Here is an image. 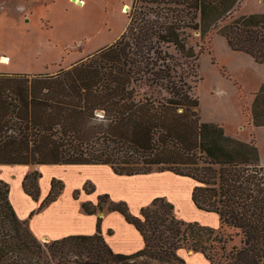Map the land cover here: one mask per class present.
I'll return each instance as SVG.
<instances>
[{"label": "trees", "instance_id": "1", "mask_svg": "<svg viewBox=\"0 0 264 264\" xmlns=\"http://www.w3.org/2000/svg\"><path fill=\"white\" fill-rule=\"evenodd\" d=\"M139 1L159 11L137 8ZM238 2L135 0L126 32L87 60L54 75L0 74V165H107L128 177L170 172L196 182L192 201L198 210L217 214L220 228L178 219L165 198L134 216L126 203L102 195L83 210L123 215L143 237L141 251L115 253L101 218L94 235L43 242L29 220L18 217L10 186L0 180V264H186L181 249L202 254L210 264H264V86L251 106L246 139H238L226 130L241 123L234 104L229 100L226 113L205 120L200 98L169 51L198 59L187 46L186 30L208 37ZM219 34L233 52L264 64V15L242 16ZM41 177L33 171L23 180L35 201ZM63 190L61 181L52 180L39 210ZM83 190L92 193L94 187L86 183Z\"/></svg>", "mask_w": 264, "mask_h": 264}, {"label": "rangeland", "instance_id": "2", "mask_svg": "<svg viewBox=\"0 0 264 264\" xmlns=\"http://www.w3.org/2000/svg\"><path fill=\"white\" fill-rule=\"evenodd\" d=\"M79 1H82L83 5H79ZM134 1L0 0V74L54 75L62 69H70L73 65L87 60L89 56L99 50L114 44L126 32ZM263 1L244 0L242 6L236 7L232 15L225 22L220 23L216 31L208 37H201L199 31L187 29V46L194 49L195 54L199 55V60H186L176 54L174 49L169 50L183 66L182 70L187 76V83L191 88L192 95L195 98H200L201 114L205 120L209 116L226 113L231 105L229 100L243 108L240 109L242 117L238 118L241 123L228 126L227 133H244V128L247 129L251 124L248 96L256 93L257 88L255 87L259 84V80L254 73V71H258L257 68L256 70L254 67L246 69L244 59H230L232 54L236 57H240V55L234 54L228 46L227 40L219 34V29L225 25H232L241 16L264 14ZM137 5V8L147 6L148 9L159 11L155 5L143 4L141 1ZM149 19L155 20L156 18L151 15ZM3 57L9 59L8 64L2 63ZM236 66L245 68L237 75L238 79L231 75L229 70V68L237 69ZM179 70L181 71V69ZM234 94L238 99L234 100ZM213 102H217L216 105L213 106ZM235 111L238 115L236 108ZM98 115H102V113ZM18 169L27 168L19 167ZM44 169L40 181L41 190L47 186L50 190L54 179L61 181L65 188V186H71L79 178L78 175L61 166H46ZM92 172L93 170L90 169L87 174ZM51 178L52 180L49 181ZM173 180L177 181V185L182 182L189 183L193 187L197 185L194 180L181 176L177 178L175 176ZM48 181L49 184H47ZM14 183L15 178L11 181L13 187ZM125 183L130 184V189H132V184H136L135 204H139L148 201L156 192L160 193L171 188L175 182L168 179L163 181L143 179ZM16 193L14 191V194ZM177 197L180 195L177 194ZM179 202L185 211L175 210V216L178 219L190 223L197 222L202 226L217 230L220 228L217 214L198 211L193 201L194 209L189 211V204L186 201L179 200ZM131 214L133 215V213ZM185 214L189 219H183ZM203 221L205 223H202ZM237 243H230L228 250ZM221 254L222 252L219 253V256ZM197 256L202 257L200 254ZM207 264L210 262L207 261Z\"/></svg>", "mask_w": 264, "mask_h": 264}, {"label": "crops", "instance_id": "3", "mask_svg": "<svg viewBox=\"0 0 264 264\" xmlns=\"http://www.w3.org/2000/svg\"><path fill=\"white\" fill-rule=\"evenodd\" d=\"M243 1L244 0H239L236 7L240 5L242 6ZM248 1H252V0H248ZM251 15H264V14H250L244 16L247 17ZM234 54L240 55V57L233 56L232 54L230 55L231 57L230 59L233 60H237L235 58L241 60L244 59L246 62V66H245L246 69H253L252 67H254L255 70L257 68L259 71L258 73L257 70L256 72L253 70L258 77L259 84L255 87L257 88L256 93L248 96L249 97L248 100L250 102V109H251L256 94L260 91L261 87L264 86V64L256 63L255 60L248 55L235 53V52ZM237 67L239 66H236V68ZM243 69L245 68L241 67L234 70H231L229 68L231 75L235 77H237V75ZM236 96L237 95L234 94L233 96L234 100L238 99ZM234 106L236 110H238L237 116L239 118L241 116L240 109L242 110L243 108L239 107L236 103H234ZM229 125H234V124H229ZM249 133H246V135ZM235 137L241 140L246 139L243 133H236ZM46 166H61V165H36V166L0 165V180L7 182L10 186V201L18 217L21 220H29V225L33 234L40 241L43 242L59 240L68 236L94 235L97 232L98 218H101L102 234L105 237V240L108 243V245L115 253L132 255L141 251L145 246L144 239L133 225L128 224L126 222L123 215H121L118 212H107V211L99 212L95 215H89L83 210L82 206L84 203H92L93 205H97L99 202V197L102 195H109L111 200L115 203L126 202L127 205L129 206L130 212L133 213L134 216L139 215L140 210L143 207H146L149 204H151L152 201L156 198H165L167 201L173 204L175 210L177 211L184 210L179 200H184L189 204V211H192V208L194 209L193 202L191 199L194 187L189 183H183V182L182 184L179 183L177 185V181L173 179H175V176L176 178L179 176L173 173L153 172L147 175H136V176L128 177V176L116 175L113 172L112 168L107 165H81V166L65 165L61 167H64L65 170H69L75 175H78L77 177L79 178L71 186L70 185L65 186L63 192L56 201H54L44 209L39 210L42 202L49 195L51 188L49 190L47 186V188L41 190L40 187L39 200L35 201L25 193L22 184L26 175H28L33 171L41 172L43 176L45 171L44 168H46ZM19 167H26L27 169H18ZM90 169L93 170V172L91 174H87ZM14 178H15V183L13 187L11 181ZM131 179H136V180L154 179L159 181L168 179L175 183L172 184L173 186H171V188H168L166 190L167 192L165 190H163V192L160 193L156 192V194L151 196L148 201L135 204L137 198V193L135 190L136 184H132L131 186L132 189H130L129 187L130 184L128 185L127 183H125L126 181L127 182L136 181ZM51 180L52 178L49 181ZM49 181L47 184H49ZM86 183H90L94 187V192L86 193L83 190ZM118 183L120 184L117 185ZM122 183H124V185H122ZM145 186L148 187L147 184H145ZM118 188H120V190H118ZM191 188L192 190H190ZM14 191H16L17 193L14 194ZM76 191L81 192L78 198L74 197ZM177 194L180 195V197H177ZM33 213L34 215L32 216V218H30L31 214ZM183 219L187 220L189 218L185 214L183 216ZM202 223L205 222L203 221ZM182 252L184 253L183 255L181 254ZM197 254L200 253H194L186 249H181L179 251V256L186 262V264H207V261L204 258V256L200 254L202 257H198Z\"/></svg>", "mask_w": 264, "mask_h": 264}, {"label": "bare ground", "instance_id": "4", "mask_svg": "<svg viewBox=\"0 0 264 264\" xmlns=\"http://www.w3.org/2000/svg\"><path fill=\"white\" fill-rule=\"evenodd\" d=\"M78 3H79V5H83V2L82 1H79ZM2 63L8 64L9 63V59L7 57H3L2 58Z\"/></svg>", "mask_w": 264, "mask_h": 264}, {"label": "built area", "instance_id": "5", "mask_svg": "<svg viewBox=\"0 0 264 264\" xmlns=\"http://www.w3.org/2000/svg\"><path fill=\"white\" fill-rule=\"evenodd\" d=\"M98 116L102 117L101 115H98Z\"/></svg>", "mask_w": 264, "mask_h": 264}, {"label": "water", "instance_id": "6", "mask_svg": "<svg viewBox=\"0 0 264 264\" xmlns=\"http://www.w3.org/2000/svg\"><path fill=\"white\" fill-rule=\"evenodd\" d=\"M129 10V9H128Z\"/></svg>", "mask_w": 264, "mask_h": 264}]
</instances>
